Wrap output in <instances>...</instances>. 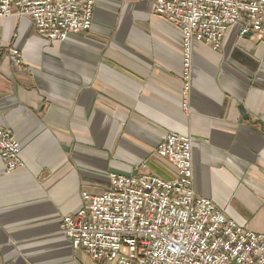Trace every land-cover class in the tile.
Instances as JSON below:
<instances>
[{
	"label": "crops",
	"instance_id": "crops-1",
	"mask_svg": "<svg viewBox=\"0 0 264 264\" xmlns=\"http://www.w3.org/2000/svg\"><path fill=\"white\" fill-rule=\"evenodd\" d=\"M238 34L217 52L194 42L185 113L182 32L149 0H98L91 31L62 42L28 18L0 19V123L24 163L7 174L0 158L1 259L101 264L72 247L62 219L111 174L173 179L156 155L170 134L192 140L196 195L264 235V38Z\"/></svg>",
	"mask_w": 264,
	"mask_h": 264
},
{
	"label": "built area",
	"instance_id": "built-area-1",
	"mask_svg": "<svg viewBox=\"0 0 264 264\" xmlns=\"http://www.w3.org/2000/svg\"><path fill=\"white\" fill-rule=\"evenodd\" d=\"M98 0H0V19L28 18L46 42L88 33ZM154 13L182 32L185 113L190 110L194 42L220 51L227 33L264 38V0H149ZM15 62L21 55L12 51ZM156 155L175 170L166 180L151 175L109 176V189L82 194V207L60 230L75 250L101 264H264V235L228 219L196 195L190 137L170 134ZM0 158L7 174L24 166L17 138L0 123ZM0 264H7L1 259Z\"/></svg>",
	"mask_w": 264,
	"mask_h": 264
}]
</instances>
